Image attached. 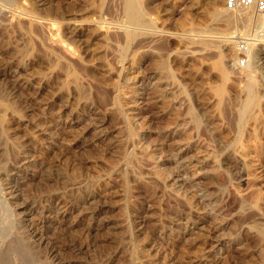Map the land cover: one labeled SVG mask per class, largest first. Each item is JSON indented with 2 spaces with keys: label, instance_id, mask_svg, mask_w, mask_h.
I'll list each match as a JSON object with an SVG mask.
<instances>
[{
  "label": "rangeland",
  "instance_id": "1",
  "mask_svg": "<svg viewBox=\"0 0 264 264\" xmlns=\"http://www.w3.org/2000/svg\"><path fill=\"white\" fill-rule=\"evenodd\" d=\"M126 2L0 0V264H264L258 16Z\"/></svg>",
  "mask_w": 264,
  "mask_h": 264
},
{
  "label": "bare ground",
  "instance_id": "2",
  "mask_svg": "<svg viewBox=\"0 0 264 264\" xmlns=\"http://www.w3.org/2000/svg\"><path fill=\"white\" fill-rule=\"evenodd\" d=\"M127 4V12H128V15L130 17V19L134 22H138L141 20V13H140V10H139V7H138V4L136 2V0H127L126 2ZM256 15V14H255ZM257 16V15H256ZM258 20H257V26L260 27V26H264V19L260 16L256 17ZM251 20V19H250ZM253 23V22H252ZM250 24V23H249ZM253 25V24H252ZM52 27V26H51ZM52 29V28H51ZM52 37V36H51ZM231 38V37H229ZM55 39V38H54ZM56 40V39H55ZM258 41H264V35L263 36H259L257 38ZM58 41H56V44H57ZM59 44L61 45V41H59ZM253 44V43H252ZM58 45V44H57ZM59 45V47H60ZM62 46H66L65 44H62ZM65 50L66 47H62V50ZM70 51V50H69ZM256 52V51H255ZM72 54V53H71ZM72 56V55H71ZM255 55L252 54V52H250L249 54V64L247 65V68H251L253 66H257L255 65V58H253ZM256 57V56H255ZM257 58V57H256ZM260 61V60H259ZM259 64V62L257 63ZM259 66V65H258ZM254 69V68H253ZM254 79V78H253ZM255 80V79H254ZM244 102V101H243ZM242 102V103H243ZM257 104V95L255 93V89L254 87L252 86V84L250 83L249 84V87L246 89V97H245V102L243 104V108H242V111L240 112V120L241 121H246V117L248 116V112L250 109H252L253 106H255ZM242 107V106H241ZM254 109V107H253ZM251 113V112H250ZM249 113V114H250ZM248 118V117H247ZM170 142V141H169ZM173 148V147H172ZM171 149V148H170ZM7 157V156H6ZM259 207V206H258ZM86 209V208H85ZM253 212V211H252ZM254 213V212H253ZM255 216V215H254ZM109 226V225H108ZM261 226V225H260ZM111 227V226H110ZM113 228V227H112ZM88 229V228H87ZM105 230V229H104ZM111 230V229H110ZM259 232L264 235V227H260L258 228ZM79 247V246H78ZM76 256V255H75ZM72 257V255H71Z\"/></svg>",
  "mask_w": 264,
  "mask_h": 264
},
{
  "label": "built area",
  "instance_id": "3",
  "mask_svg": "<svg viewBox=\"0 0 264 264\" xmlns=\"http://www.w3.org/2000/svg\"><path fill=\"white\" fill-rule=\"evenodd\" d=\"M223 8L230 12L252 11L264 19V0H223ZM255 35L263 36L264 26L258 27ZM251 43L254 42L243 41L239 44L238 49L242 54L238 62L240 67H245L249 64Z\"/></svg>",
  "mask_w": 264,
  "mask_h": 264
}]
</instances>
